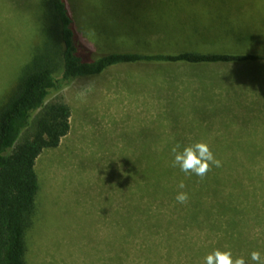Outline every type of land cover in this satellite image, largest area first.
I'll list each match as a JSON object with an SVG mask.
<instances>
[{"label":"rangeland","instance_id":"rangeland-1","mask_svg":"<svg viewBox=\"0 0 264 264\" xmlns=\"http://www.w3.org/2000/svg\"><path fill=\"white\" fill-rule=\"evenodd\" d=\"M68 4L84 47L95 56L264 55V0ZM63 50L48 0H0V109L36 65L52 61L60 76ZM62 96L72 109L71 131L37 161L41 188L27 234V264H204L205 257L193 252L216 244L206 230L180 232L176 250L160 245L158 254L153 242L168 244L162 232L153 228L155 235L147 237L134 230L150 214L178 215L169 201L151 200L152 164L163 154L173 159L177 143L205 142L228 150L214 153L222 163H246L264 179L263 155H237L238 149H264V64L122 65L76 80ZM257 162L262 165H252ZM234 175L249 189L255 185L245 171ZM248 231L249 243L257 242L252 248L264 257V225L253 222ZM232 253L246 260L251 254Z\"/></svg>","mask_w":264,"mask_h":264},{"label":"trees","instance_id":"trees-1","mask_svg":"<svg viewBox=\"0 0 264 264\" xmlns=\"http://www.w3.org/2000/svg\"><path fill=\"white\" fill-rule=\"evenodd\" d=\"M48 10L59 25L64 47L62 73L57 75L58 68L52 61L36 65L23 76L19 87L0 109V264H27V234L41 188L37 161L44 152L59 148L71 131L72 109L62 93L76 80L99 77L122 65L264 64V55L254 53L125 52L95 56L81 41L68 0H48ZM256 151L252 154L250 149H238L237 155L247 152L249 156H264V149ZM160 156L163 158L152 164L148 192L153 203L164 206L168 201L172 203L178 215L164 218L150 214L147 223L134 229L140 234L143 231L147 237L155 235L153 228L162 232L160 235L168 244L154 241L155 253L158 254L160 245L173 253L179 243L177 234L189 231L195 234V229L206 230L216 239V244H203L193 252L199 258L216 249L235 253L256 251L252 247L257 242L249 243L247 233L253 222L264 225V179L255 177L252 173L255 170L246 167V163L224 162L201 179L172 167L173 159L166 160L165 154ZM241 171L254 180L251 189L243 176L234 175ZM181 181L186 185L184 189L178 188ZM180 191L188 193L187 204L176 201ZM176 253L181 254L179 250Z\"/></svg>","mask_w":264,"mask_h":264},{"label":"clouds","instance_id":"clouds-1","mask_svg":"<svg viewBox=\"0 0 264 264\" xmlns=\"http://www.w3.org/2000/svg\"><path fill=\"white\" fill-rule=\"evenodd\" d=\"M171 152L173 154L172 167H178L186 175H196L203 179L212 170L213 167H221L222 161L217 159L209 144L205 142H196L182 146L175 144ZM186 185L183 181L178 185L179 189H184ZM189 195L185 191L178 192L176 201L180 204L189 202ZM204 264H264V257L259 251H253L250 259L236 257L231 251L214 250L205 257Z\"/></svg>","mask_w":264,"mask_h":264}]
</instances>
